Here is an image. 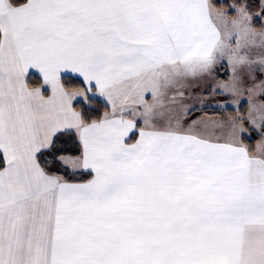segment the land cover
Here are the masks:
<instances>
[{"label":"snow or ice","instance_id":"obj_1","mask_svg":"<svg viewBox=\"0 0 264 264\" xmlns=\"http://www.w3.org/2000/svg\"><path fill=\"white\" fill-rule=\"evenodd\" d=\"M258 9L0 0V264H264Z\"/></svg>","mask_w":264,"mask_h":264},{"label":"rangeland","instance_id":"obj_2","mask_svg":"<svg viewBox=\"0 0 264 264\" xmlns=\"http://www.w3.org/2000/svg\"><path fill=\"white\" fill-rule=\"evenodd\" d=\"M263 22L264 20H261L262 24ZM225 78H226V72L225 70H221L218 79H225ZM228 99L230 98L221 95L204 94L203 89L201 88L197 90L195 94H189V99L186 101V103L196 106L193 112V118L201 115H209V116H216L222 114L227 115L228 111L230 110L233 111L234 106L229 103L226 105L227 111H222L219 108V104L225 103V101ZM243 106L246 109V105ZM213 111H217L218 113H212Z\"/></svg>","mask_w":264,"mask_h":264},{"label":"trees","instance_id":"obj_3","mask_svg":"<svg viewBox=\"0 0 264 264\" xmlns=\"http://www.w3.org/2000/svg\"><path fill=\"white\" fill-rule=\"evenodd\" d=\"M228 2H231V0H228ZM249 2L252 5V11L253 12H256V11L259 10L258 9L259 0H249ZM254 23H255V26L257 27V29H260L262 26H264V22L262 24L261 23V19L255 20ZM103 110H104L103 107H100L99 108V111L100 112H102ZM230 111H232V110H230ZM212 113H218V112L217 111H213ZM252 139H253V142H254L255 140L258 139V136L253 133V138Z\"/></svg>","mask_w":264,"mask_h":264}]
</instances>
